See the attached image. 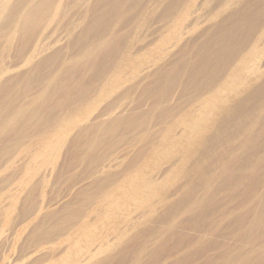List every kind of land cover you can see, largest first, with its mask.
<instances>
[{
	"label": "bare ground",
	"instance_id": "6f19581e",
	"mask_svg": "<svg viewBox=\"0 0 264 264\" xmlns=\"http://www.w3.org/2000/svg\"><path fill=\"white\" fill-rule=\"evenodd\" d=\"M208 1L0 0L1 246L264 264V0Z\"/></svg>",
	"mask_w": 264,
	"mask_h": 264
},
{
	"label": "rangeland",
	"instance_id": "374dc122",
	"mask_svg": "<svg viewBox=\"0 0 264 264\" xmlns=\"http://www.w3.org/2000/svg\"><path fill=\"white\" fill-rule=\"evenodd\" d=\"M214 1L215 0H209L208 3H206L205 6L206 7H209L210 5H212L214 3ZM77 2L80 3L79 1H77ZM207 5H209V6H207ZM207 24L208 23H206L204 25L203 24L197 25V26H199V28L196 30L195 33H197L199 30L203 29ZM187 37H192V36H187ZM187 37H186V33L181 37L179 46H183L186 43V38ZM167 61H168V59H166V60L164 59L163 62H167ZM154 119L155 118H153V120ZM51 183H52V180L51 181H48V184L45 186V196L46 197H53L56 194H58L59 191H60L58 188L54 189ZM42 197L43 196L41 195L40 198H42ZM57 198H59V196H57ZM50 207L51 208H53V207L55 208L56 206H54L53 203H52L50 205ZM16 212L17 211H14L12 213V215H11L12 218H14L15 216H17V213ZM6 220L7 219H5V222H6ZM38 221H39L38 219L35 220L27 228H22L21 225H23V224H18V226H17L18 227L17 234L14 236L15 242H14L13 236H11V239H8L7 241H6V239H4V243H3L4 245L1 246L2 239L4 237H6L5 235H7L6 233L3 234L2 238H0V240H1L0 241V264H25V263H29L31 261V259H34V258L38 257L39 255H41L42 253L47 252V251H50L51 253H53V252L58 253L59 256L62 255L63 257L68 258L70 260V258L72 257V255L71 254H68L67 256H65V253H63V251H62L63 248H66L65 247L66 246V243H61L60 245H57L56 248L55 247H46V248L41 249L42 247H39L37 249V248H34V246H32V247H30V249H28L29 250V254L26 257H24V258L23 257H20L19 252H18V248L22 244L23 239L25 238L26 235H27V238H28L29 230L31 228H33L34 224H36ZM9 223H10V221H9ZM87 231H86V233H84L83 237H84V240L89 241L94 236V233H92V232L89 233Z\"/></svg>",
	"mask_w": 264,
	"mask_h": 264
}]
</instances>
